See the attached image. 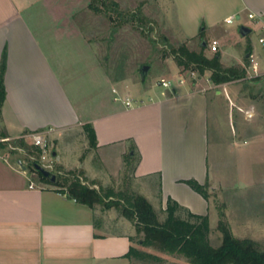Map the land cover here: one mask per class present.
I'll return each instance as SVG.
<instances>
[{"label": "crops", "instance_id": "crops-1", "mask_svg": "<svg viewBox=\"0 0 264 264\" xmlns=\"http://www.w3.org/2000/svg\"><path fill=\"white\" fill-rule=\"evenodd\" d=\"M89 2L0 0V64L7 54L0 127L10 139L39 131L63 139L65 152L58 154V162L75 167L81 160L71 151L79 136L87 141L83 125L90 123L97 137L95 150L124 164L135 160L133 176L148 181L150 191L154 187L163 209L172 197L195 213L209 215L210 196L206 199L184 180H210V114L215 112L214 98L223 96L229 83L215 84L210 75L197 71L192 77L175 62L169 76L159 77L178 80L186 75L171 88L150 79L149 73L145 78L136 72L112 77L82 27L83 12L92 17ZM186 6L188 15H181L176 3L173 28L189 41L200 39L201 49L220 53L223 66L237 63L248 70L249 53L261 56L258 37L264 28L248 12H264V0H187ZM231 15L237 23L226 21ZM242 25L251 29L246 35L240 33ZM208 28L218 30L212 39L219 42L217 51L205 38ZM126 97L133 99L132 106H126ZM10 149L0 152V264L136 261L124 256L136 246L131 220L113 207L92 208L53 184L40 185L29 167L18 163L21 159L10 158ZM255 225L257 235H264V222Z\"/></svg>", "mask_w": 264, "mask_h": 264}, {"label": "rangeland", "instance_id": "rangeland-1", "mask_svg": "<svg viewBox=\"0 0 264 264\" xmlns=\"http://www.w3.org/2000/svg\"><path fill=\"white\" fill-rule=\"evenodd\" d=\"M115 1L119 9L112 12L114 21H111L106 13H95L93 10L91 18L84 12L82 16V27L90 40L97 44L99 61L112 77L118 78L135 72L141 76V65L148 64L149 78L156 81L160 75L171 74L170 64L177 63L175 55L179 54L177 50L181 45L192 51H202L200 39L189 41L180 36V31L173 28L176 3L178 10L180 9L179 13L188 15L187 0ZM204 34L207 41L211 42L218 36V30L208 28ZM204 53L208 57L215 54L206 49ZM178 66L180 72L186 71L183 66ZM225 67L245 68L237 63ZM245 70L241 78L227 82L229 86L224 87L223 96L214 98V102H217L215 112L210 114V180L207 181L211 201L210 241L213 246L222 243L219 221L224 219L236 237L253 238L264 249V235H257L260 231L255 229V224L264 222V74L259 76L260 79H255L257 76H251L246 68ZM208 75L210 71L204 73V77ZM19 139L24 138L11 139L0 152H6L13 147L14 152L10 158L21 159L27 166L34 161L56 175L67 171H82L83 182L102 189L103 192L108 189H128L146 197L149 194L151 196L147 198L155 205L160 219L165 218L166 213L156 197L154 187L150 191L148 181H140L133 176L132 161L124 164L123 159L122 163L117 158L107 159L103 152L96 151L95 147L90 145L88 139L86 141L79 136L76 140L77 148H71V153L74 159L79 156L81 163L75 167L64 166L57 158L58 154L65 152L63 139L59 141L52 135L46 137V146L43 149L39 147L40 151L29 141L24 140L25 143L19 145L16 143ZM44 155L46 159L43 158ZM28 170L40 185L48 184L42 182L31 168ZM113 208L117 211L116 214L122 216L117 208ZM179 215L187 217L185 211H180ZM142 237V233H136L134 244L140 249L157 254L161 260L136 259L133 264H188L183 255L140 244L139 239Z\"/></svg>", "mask_w": 264, "mask_h": 264}, {"label": "trees", "instance_id": "trees-1", "mask_svg": "<svg viewBox=\"0 0 264 264\" xmlns=\"http://www.w3.org/2000/svg\"><path fill=\"white\" fill-rule=\"evenodd\" d=\"M89 8L95 13H106L111 21H114L115 17L112 12H117L119 6L115 0H90ZM177 51L179 54H176L175 58L178 65L183 66L185 70L197 71L201 75L210 71V79L215 84L241 78L246 72L245 68L223 66L218 52L212 57H208L204 53V48L198 52L189 50L185 45H181ZM6 59L7 54L4 51L0 64V118L1 107L6 97L4 83ZM255 79H260V77L257 76ZM83 128L90 145L96 147L97 137L94 127L90 123H85ZM7 136V132L0 127V137ZM24 140L19 139L16 143L22 145L25 143ZM8 143L9 141L0 142L2 147ZM35 148L40 151L39 147L35 146ZM10 151L14 152V149H10ZM128 158H133V156L128 155ZM131 161L133 172L135 160ZM35 163L33 161L28 167L38 174L42 182L53 184L56 189L67 193L78 202L92 208L97 204H101L104 208H117L121 215L134 223L136 232L144 235L139 239V243L144 246H155L161 251L183 255L187 258L188 264H264V249L260 247L259 242L250 237H236L224 219L219 221L222 243L219 246H213L210 241L209 215L195 213L172 197L167 199L166 207L163 209L166 216L161 220L151 200L141 193L128 189H119L118 191L108 189L103 192L102 189L84 183L81 179L82 171H67L57 174L56 180L51 181L50 177L36 169ZM184 182L206 199L209 198L208 182L201 183L194 178L185 179ZM180 211H185L187 217H181ZM134 239L135 236H132L131 240L134 241ZM124 256L142 261L161 260L157 254L134 245L130 246Z\"/></svg>", "mask_w": 264, "mask_h": 264}, {"label": "built area", "instance_id": "built-area-1", "mask_svg": "<svg viewBox=\"0 0 264 264\" xmlns=\"http://www.w3.org/2000/svg\"><path fill=\"white\" fill-rule=\"evenodd\" d=\"M248 17L253 20L254 22L261 24L262 27L264 28V12H255V11H250L248 12ZM235 19H237L236 15H231L226 18V21L231 23ZM258 41L261 46V56L255 54V53H249L248 58H249V64L247 65L248 71L250 72L251 76H260L264 74V34H261L258 37ZM219 47V42L217 40H213L211 43V50L212 51H217ZM190 76L194 77L197 75L196 71L189 70L187 72ZM186 79V75L184 73L180 74L178 80H173L169 78L162 77L159 79V84L162 85L163 87L171 88L175 82H184ZM124 102L126 106L130 107L133 105V99L130 97H126L124 99ZM24 139H30V143L40 147V148H45L46 146V133L43 131L39 132H33V133H28L23 136H21ZM11 140L9 137H0V142H6ZM44 159H46V155L43 156ZM34 182H30V187H34Z\"/></svg>", "mask_w": 264, "mask_h": 264}, {"label": "water", "instance_id": "water-1", "mask_svg": "<svg viewBox=\"0 0 264 264\" xmlns=\"http://www.w3.org/2000/svg\"><path fill=\"white\" fill-rule=\"evenodd\" d=\"M250 27L246 26V25H242L240 27V33L242 35H246L247 33L250 32ZM150 69V65L148 64H142L140 67V71H141V77L144 78L146 77V75L148 74V71ZM55 154V153H54ZM18 163L24 168L26 169V165L23 164L22 160H19ZM35 167L36 169H38L43 175L50 177L51 181H55L56 180V174L52 173L50 170L46 169L43 165L39 164V163H35Z\"/></svg>", "mask_w": 264, "mask_h": 264}]
</instances>
